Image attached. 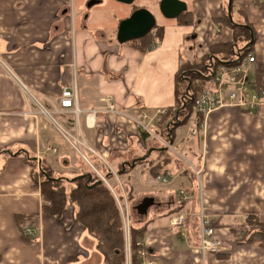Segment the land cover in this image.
I'll list each match as a JSON object with an SVG mask.
<instances>
[{
  "label": "crops",
  "instance_id": "0c3cea01",
  "mask_svg": "<svg viewBox=\"0 0 264 264\" xmlns=\"http://www.w3.org/2000/svg\"><path fill=\"white\" fill-rule=\"evenodd\" d=\"M91 1L97 3L87 6ZM159 1H114L121 5L111 3V8L107 0H0V264L102 261L70 202L60 216L41 211L40 189L32 183L25 153L43 158L62 175L79 170L78 157L97 175L109 169L112 176L103 182L116 201L128 206L134 201V209L144 197L152 198L137 222L128 207L129 222L146 225L142 244L159 264H264V245L241 238L251 227L243 224L248 213L264 223V116L227 106L208 113L196 135L188 131L198 120L193 114L184 137L180 125L169 140L153 130L165 114L159 111L174 104L180 63L202 57L213 43L231 40V28L215 20L226 0H182L191 13L189 25L160 16ZM259 1L263 7L255 0H232L231 9L232 20L248 22L256 34L250 51L255 62L249 65L253 80L256 64L264 66V0ZM141 7L155 18L159 14L156 24L163 27L161 38L144 50L116 40L118 23ZM70 86L77 92L78 115L58 105L62 89ZM29 93L44 108L60 110L55 122L39 113L28 115L29 109L37 110ZM105 99L119 113L90 112ZM140 111L154 133L136 127L133 119ZM141 132L147 134L142 138ZM155 142L164 154L155 150ZM136 159L143 162L132 164ZM159 162L169 175L166 184L152 174ZM223 205H236V213ZM200 210L219 223L214 228L222 241L218 253H206L204 262L196 250ZM178 215L185 221L171 226ZM17 217L37 228L34 239L23 238ZM124 239L128 264L129 233Z\"/></svg>",
  "mask_w": 264,
  "mask_h": 264
},
{
  "label": "trees",
  "instance_id": "16d2710c",
  "mask_svg": "<svg viewBox=\"0 0 264 264\" xmlns=\"http://www.w3.org/2000/svg\"><path fill=\"white\" fill-rule=\"evenodd\" d=\"M255 1L263 7V3L259 0ZM228 6L230 7V15ZM231 9L232 0H226L223 15L215 19L220 25L227 24L231 28V40L213 43L202 57L180 63L174 77V104L167 109L157 125L153 127V130L160 137H165L167 140L172 139L175 126L186 124L193 113L195 98L209 83L216 66L241 63L246 54L251 51L256 40L255 31L246 21H233ZM175 20L183 25L191 24L190 11L186 10ZM162 32L163 27L156 24L145 36L126 43L138 50H144L151 46L154 39H160ZM254 75L255 80L253 82L258 87L260 86V78L264 75V66L256 64ZM197 116V119L201 122L202 116ZM141 134L143 138L147 133L141 132ZM160 146L156 142L153 145L155 150L157 148L160 153L164 154L163 149L165 148ZM158 147L160 148L158 149ZM78 158L81 163L79 170L71 175H62L63 173L50 168L43 158L37 160L32 155L25 153V161L30 167L32 183L40 189L41 211L45 214L60 216L66 204L70 202L73 205L76 219L94 238L96 250L102 258L101 264H125L123 220L116 198L103 181L98 183L100 177L92 168L81 157ZM141 162H143V159L134 161L135 164ZM164 165L159 162L151 168L154 177L159 173H165ZM128 167H124L122 172L126 171ZM121 168L122 166L119 170ZM107 170V172L102 171L105 179L112 176L109 169ZM255 216H257L255 212L246 215L243 224L251 227L241 234V238L250 244L264 245V223L256 220ZM25 219L17 217L20 233L25 240L34 239L35 236H29L24 232L27 222ZM28 221H31V218ZM210 225L212 227L220 226L213 219L210 220ZM145 229V224L135 226L129 222L130 264L140 263L137 251L142 243Z\"/></svg>",
  "mask_w": 264,
  "mask_h": 264
},
{
  "label": "built area",
  "instance_id": "2783aa9c",
  "mask_svg": "<svg viewBox=\"0 0 264 264\" xmlns=\"http://www.w3.org/2000/svg\"><path fill=\"white\" fill-rule=\"evenodd\" d=\"M255 62V57L250 52L246 54L241 63L238 64H220L216 66L213 71L212 77L209 83L203 88V90L197 95L193 104V111L196 115L202 116V121L196 120V124H193L188 128L189 133L196 134L198 132V125L201 128L203 125L204 117L215 109L227 106H234L242 110L243 112L264 116V85L256 86L254 80L248 75L250 74L249 65ZM28 100L31 101L36 107V111L33 109L28 110V115H36L37 113L46 116L53 120V116L60 112L61 109L69 110L73 114L78 115L80 109L78 107L77 92L74 86L64 87L61 91V95L58 99V105L60 110H48L41 106L32 94H28ZM97 111L104 112H116L114 103H111L108 99L104 100V103L93 108L90 112ZM167 109L159 111L160 114L166 113ZM89 112L85 114L86 118L90 116ZM147 118V114L140 111L138 117L133 119L136 127L141 131H147L154 133L144 122ZM160 120V118H159ZM200 122V123H199ZM199 123V124H197ZM166 144V143H164ZM167 145V144H166ZM200 169L194 170V174L199 178ZM100 179L106 182L105 178L98 173ZM156 179L161 183L166 184L170 181L169 175H157ZM178 194L185 197L184 190L180 189ZM123 220L124 233L128 236L129 233V211L127 202H124V206L121 202L117 201ZM199 240L196 246L197 252L200 254L201 259L204 262V256L206 253L216 254L222 248V241L216 235V229L210 225V218L199 211ZM185 221L184 215H178L170 219L171 226H178ZM25 234L29 236H36L37 228L33 225L25 224ZM139 257V264H159L156 260L151 258L150 250L140 244L137 251ZM130 264V263H128ZM205 264V263H203Z\"/></svg>",
  "mask_w": 264,
  "mask_h": 264
},
{
  "label": "water",
  "instance_id": "95a60500",
  "mask_svg": "<svg viewBox=\"0 0 264 264\" xmlns=\"http://www.w3.org/2000/svg\"><path fill=\"white\" fill-rule=\"evenodd\" d=\"M125 5H130L134 0H114ZM95 1H91L87 6H91ZM97 3V2H95ZM187 10L186 3L182 0H160L158 11L160 15L166 19H176L180 14ZM230 7L228 6V13ZM230 15V13H229ZM156 25L155 16L146 8H137L130 15L122 19L116 29V40L118 43H126L128 41L145 36ZM134 163V162H133ZM132 163V164H133ZM100 179L98 183L102 182ZM152 198L144 197L140 203L135 206L139 215H144L147 208L152 204Z\"/></svg>",
  "mask_w": 264,
  "mask_h": 264
},
{
  "label": "rangeland",
  "instance_id": "374dc122",
  "mask_svg": "<svg viewBox=\"0 0 264 264\" xmlns=\"http://www.w3.org/2000/svg\"><path fill=\"white\" fill-rule=\"evenodd\" d=\"M107 1H109V5H106L105 4V6L106 7H111V3L112 4H115V5H117V6H119V5H121V4H116V2H114V0H107ZM104 4V3H103ZM125 5V4H124ZM112 8V7H111ZM110 11L112 10V9H109ZM151 12V11H150ZM161 16V15H160ZM160 16H159V14L158 15H156V18H155V20H156V22H159L160 20H161V18H160ZM249 77H251V74H249L248 75ZM193 115H195V113H194V111H193V113H192ZM187 123V122H186ZM192 123H190V122H188L187 124H183V125H180V126H178L177 128H178V131H179V133H180V135L181 136H186V127L188 126V125H191ZM189 134H191V133H189ZM194 135H196V134H194ZM183 136V137H184ZM111 185H116V183L118 184V181H116V180H111V181H108ZM130 204H131V206H130ZM129 204V206L127 205V207H130V210H131V215H132V218H131V220H133V222H137V220L140 218L139 217V214L136 212V210L133 208V206L136 204L134 201L133 202H131ZM122 205L124 206V203H122ZM224 206V208L223 209H225V210H227L228 211V213L229 214H234V213H236V210H237V208H236V205H223Z\"/></svg>",
  "mask_w": 264,
  "mask_h": 264
},
{
  "label": "flooded vegetation",
  "instance_id": "af4514ba",
  "mask_svg": "<svg viewBox=\"0 0 264 264\" xmlns=\"http://www.w3.org/2000/svg\"><path fill=\"white\" fill-rule=\"evenodd\" d=\"M133 2H134V1H133ZM133 2H132L130 5L134 4ZM158 4H159V3H158ZM143 8H144V7H143ZM136 9H137V8H136ZM134 10H135V9H134Z\"/></svg>",
  "mask_w": 264,
  "mask_h": 264
}]
</instances>
